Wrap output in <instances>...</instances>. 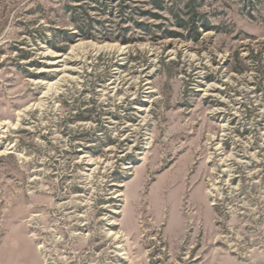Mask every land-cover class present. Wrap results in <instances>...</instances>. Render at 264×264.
I'll return each mask as SVG.
<instances>
[{
    "label": "rangeland",
    "instance_id": "rangeland-1",
    "mask_svg": "<svg viewBox=\"0 0 264 264\" xmlns=\"http://www.w3.org/2000/svg\"><path fill=\"white\" fill-rule=\"evenodd\" d=\"M0 264H264V0H0Z\"/></svg>",
    "mask_w": 264,
    "mask_h": 264
},
{
    "label": "trees",
    "instance_id": "trees-1",
    "mask_svg": "<svg viewBox=\"0 0 264 264\" xmlns=\"http://www.w3.org/2000/svg\"><path fill=\"white\" fill-rule=\"evenodd\" d=\"M154 5H155L156 7H159V9H162L161 4H159L158 2H156Z\"/></svg>",
    "mask_w": 264,
    "mask_h": 264
}]
</instances>
